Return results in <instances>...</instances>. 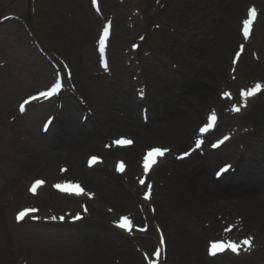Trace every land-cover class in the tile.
<instances>
[{
    "label": "bare ground",
    "instance_id": "obj_1",
    "mask_svg": "<svg viewBox=\"0 0 264 264\" xmlns=\"http://www.w3.org/2000/svg\"><path fill=\"white\" fill-rule=\"evenodd\" d=\"M249 1L252 0H226L217 8L216 14L223 18V32L220 34L222 41L213 47L209 44L212 43L210 40L203 45L204 50L212 54L210 61L215 62L213 73L204 70L200 73L197 68L191 71L190 68L195 63L191 59L193 55L189 57L190 51L179 49L177 44H173L174 40L163 38L164 42L161 44L167 46L164 47L165 51L172 50L173 44L174 50L178 52L174 55L180 68L175 74L183 80H172L170 75H164L160 69L148 66L140 77L143 82L141 87L145 86L146 91L145 100L140 101L135 95V85L130 83L125 91L118 90L116 83L120 80L115 75L110 78L100 74L96 68L95 61L98 63V56L93 38L91 43L88 41L91 28L98 25V19L93 15L89 4L87 6L85 0H40L42 5L45 3L43 10L39 9L45 32L49 33L55 47L61 49L76 70L72 83L74 91L60 100V116L54 122L52 134L47 136L41 134L42 130L38 132L37 127L43 111L47 110L49 114L53 109L56 110L57 105H44L33 113L29 121L22 123L21 119H16L14 121L17 123L11 125L10 118L15 115L6 118L3 113L12 108L18 95L10 89L5 90L6 94L0 93V115L4 116L0 122V216L6 208L26 206L33 209L34 213L37 212L32 217H38V223L32 224L34 228L31 227V231L23 233L19 232L15 223L11 225L12 229L6 225L4 227V217L1 216L3 224L1 221L0 223L4 229L0 233V264H19L21 257L24 260L29 259L30 264L47 263L49 257L52 258L48 261L49 264L56 258H59L62 264H119V258L114 259V255L121 256L122 263L146 264L136 251L147 250L156 240L151 234L150 237H147V234L141 236L139 241L130 239L126 236L129 234L113 227V221L117 218L115 213L119 209H134L131 198L139 189L135 176L138 173L143 175L136 160L140 150L147 148V143L153 140L161 141L174 151L178 147H184L193 139V127L203 118V106L206 109H224L228 106V100L220 98L216 87L228 82L226 68L230 67L231 57L228 61L226 56L231 45L236 43L234 52L241 40L239 26L235 29L236 13L242 4ZM67 4L72 5L79 14V24L74 23V30H79L78 39L73 37L72 31H66L59 24L56 25V21L60 20L56 9ZM186 7L170 9L165 15L173 16L184 25L186 20L182 17L187 13L197 12L193 5L188 4ZM45 19L51 20V24L55 25H46ZM0 48L3 49L1 46ZM244 61L249 78L264 71V65L257 67L247 54H244ZM51 77L50 69L44 66L41 73L33 74L29 81L25 79L28 81L25 87L42 88L48 84ZM204 78L209 80L207 84L204 83ZM140 106L147 108V123L140 118ZM180 108H184L185 112ZM87 109L92 111L93 119L83 128L77 122V116ZM229 116L230 114H227V117ZM118 133L133 135L136 139L135 146L122 154L116 150L104 149V143ZM91 152L100 153L106 160L117 157L125 159L128 176H121L108 164L102 163L92 170L83 167V156ZM255 153L256 161H247L245 164L243 157L236 156L233 159L234 175L227 181L212 179L208 172L209 166L223 157L200 150L194 155L198 158L194 162L196 168L192 173L187 171L189 160H171L162 164L160 175L165 178L167 203L157 211V227L166 238L165 264H228L223 260L224 256L216 257L221 259L217 262L215 258L210 259L206 253L208 243L204 248V240L201 237L189 238L172 225L167 214L168 210L175 208L186 210L199 221L206 220L204 224L209 229L206 235L220 232V235L224 234L226 238L238 243H241V239L251 238V245L256 251L264 249V200L258 201L264 193V152L257 150ZM11 162L17 167L18 171L15 173L4 168ZM160 163L161 160L157 166ZM63 167L68 171L59 174ZM166 172H170L168 177ZM71 174L83 180L87 190L93 192V199L80 202L74 200L79 197L72 198L54 191V181L67 178ZM29 178L45 179L35 197L24 193V181ZM5 179L9 181L5 182ZM11 197H14L12 206ZM83 205L88 212H84ZM49 208L55 213L48 211ZM81 210L80 214L85 213L87 219L83 225L73 224L69 221L70 217H65ZM61 218L66 219L64 224H61ZM223 221H229L233 225L229 235L221 231ZM46 235L51 238L50 243H40L39 238H45ZM59 237L63 238L58 239Z\"/></svg>",
    "mask_w": 264,
    "mask_h": 264
},
{
    "label": "rangeland",
    "instance_id": "obj_2",
    "mask_svg": "<svg viewBox=\"0 0 264 264\" xmlns=\"http://www.w3.org/2000/svg\"><path fill=\"white\" fill-rule=\"evenodd\" d=\"M225 1L226 0H126L121 4L119 3L121 0H101L103 15L105 18H114V33L110 43L109 58L112 76L115 75L120 80L116 83L117 89L125 91L130 83L133 84V86L135 85V88L138 87V78L142 73L144 74V71L148 66H151L154 69H160L164 75H170L172 80L176 78V80L182 81L183 78L175 74L178 72L180 64L175 58L174 54L178 52L174 50L173 44H177V48L179 49L189 50V57L193 55L191 59L195 64L190 68L191 71H194L197 68V72L200 73L202 70L213 73L216 68L215 62L210 61L212 54L210 55V53L205 51L203 45L207 44L210 40L212 43L209 44L213 47L222 41L221 35L223 28H221V23L223 18L220 14H216V10ZM85 3H87L88 6L89 0H85ZM188 4L193 5V8H195L197 12L191 14L187 13L186 16L182 17L186 20V24L184 25L180 24L178 22L179 20L175 19L173 16L172 18L165 15V13L170 11V9H183ZM115 5L116 8L114 9ZM44 6L45 3L42 5L40 0H0V46L3 48L2 50L0 48V93L6 94L7 91L5 90L10 89L15 92V95H18V98L15 99V103L12 108H9L10 110H8L7 113H3L6 118L12 115V111L13 113H16V105L23 97L37 90V88L29 89L25 86L28 84V79L31 78L33 74L41 73L44 66L51 71V82L53 81L56 73V69L54 68L55 62L63 68L64 74L65 68L69 67L68 65H70L72 71L74 70L73 72L75 74L76 70L74 65L69 63V61V64L65 62L64 66L61 64L60 61L64 62L65 59H69L63 55L61 49H57V46L55 47L49 33H46L43 28L42 14L40 13V10H43ZM250 6L257 8L259 19L255 27L253 38L248 43L247 57L255 60L253 62L256 63L258 67L264 65V0H252L245 2L240 6L236 13L235 29L238 28L242 20L240 19L241 16L242 18L244 17L246 8ZM56 10L58 12L57 16L60 17V20L56 21V25L59 24V26L63 29L65 28L66 31H72L73 37L78 39L77 31L79 30H74V23L79 24V14L77 13V10L72 8V5L69 4L62 6V8H57ZM179 16L181 17L182 13H180ZM45 23L46 25H55V23L51 24V20L47 19H45ZM99 27L100 24L91 28L90 40L88 41L89 43H91V39L95 37ZM141 37H145L144 43L141 44L140 50L135 53V51L132 50L131 45L140 43L139 39ZM165 37L170 40H174L172 50L170 51H165L164 47L167 46L161 44L164 42L163 38ZM191 47H193L192 50ZM235 47L236 43L234 42L228 50L226 60L229 61ZM24 51L26 54H24ZM254 53L258 56V62L254 57ZM40 57L44 58V60ZM245 61L243 60L240 62L236 71V81L229 79V82H232L233 86L228 83H225L222 86L219 84L216 87L218 94L222 93L223 89L234 90L237 88L239 90L234 92V95L237 96L239 91L252 85L254 83V79H264V71L260 72V74L256 77L253 76L249 78L247 74L248 68L244 64ZM95 66L98 70H100L96 61ZM227 70L229 71L228 66L226 68V72H228ZM14 72L16 73L13 74ZM234 77L236 76L234 75ZM70 80L71 78L69 79L66 77V85L68 84V87L71 86ZM203 81H205L204 83L206 84L209 82L207 78H204ZM14 82L16 83L15 85ZM23 88L25 89L22 90V92L20 91V93L19 90ZM138 89H135V91L139 93ZM69 91L70 90L68 89L64 92L60 99L63 100L68 97ZM54 102L49 103L50 106H52ZM233 103L234 102H232L229 107L231 110ZM182 105L183 104H181V106ZM38 108H36V112L39 111ZM140 108L142 109V107ZM204 108L206 109V107L203 106L202 112L205 111ZM183 109L180 108L181 111L185 112ZM47 112V110L43 111V119H41L37 127L38 132L41 131L42 123L45 117H48L46 116ZM224 113H226V110H224ZM32 114L33 112L31 111L29 115L23 118L22 123L29 121ZM223 115L224 114L222 113V119ZM4 116L0 115V122ZM90 116L91 113L89 111L80 112L77 116V122L81 123L83 119L89 118ZM140 118L142 117L140 116ZM225 120L228 124L226 126H221L217 135L211 139L209 138V143L203 147V150L207 153H211V141L218 139L226 133L232 136L231 141L224 146V148L218 152L211 153L213 155L223 157L220 161L214 163V165L209 166L208 172L212 179L214 178L215 171L218 170L221 165L226 163L233 164V159L236 156L238 158L243 157L245 160L243 164H245L247 161H256L254 158L256 157L255 151L260 150L261 152H264V94L249 101L241 114H236L232 110L231 118L229 120L225 118ZM88 123L89 120L86 124ZM221 123L223 124L222 121L220 122V125ZM250 123H252L254 128L250 125ZM194 128L195 126L193 129ZM119 134L121 133L113 135L110 138L118 136ZM164 144L165 143H161V141L159 142L153 140L152 142L147 143L146 147L150 145ZM187 149L188 145H185L184 147H178L177 151H181L179 153H183ZM119 153H125V151H120ZM141 153L142 149L139 154ZM27 156H29V154ZM197 158L198 157H194L192 161L187 163L189 165L187 167V171L189 173L195 171L196 166L194 162ZM115 159L108 161V165H110L112 169L114 167ZM84 162H86V154L82 158V165H84ZM4 168H6L7 171H12V173L18 171L15 163L13 162L9 163V165ZM160 168L161 165L158 166L149 177L150 182L154 185V195L152 200L148 202L142 199L141 195L144 190V188H142L139 193L134 192V198H131L134 209L127 208L126 210H118L120 213H127V211H131L135 214L138 211L139 215L137 216L141 220V224L139 225L149 226V232L156 240V223L159 221L157 211L160 207H163L167 203L166 192L164 190L165 178L160 175ZM168 174L170 175V172H166L167 177L169 176ZM229 178L230 175L224 178L223 181H227ZM8 179H5V182H8ZM29 179L24 181V189L26 184L29 182ZM259 199V202L264 200V193L262 194V198L260 200ZM14 208L15 207L13 206L11 211L10 209H7V211L2 215L4 216V227L6 225L9 229L13 228L11 225H13L14 222V213L17 211L14 210ZM167 215H169L168 218L172 225L182 233L186 234L189 238L197 239L198 237H201L204 240V248H206L207 241L214 240L218 237V232L206 235L209 231L208 227L204 224L206 220L199 221L186 210L175 208L172 211L168 210ZM86 222L87 221L82 222L81 225ZM31 227H33L31 224L26 223L24 226L18 227V229L19 232L27 233L31 231ZM3 229L4 228L0 225V233ZM43 229L48 230V228ZM136 235L138 236L139 234ZM35 238L34 240H36ZM62 238L63 237H59L58 239ZM138 238L139 237L134 239ZM49 240H51V238L47 235L45 238L44 236L39 238V242L43 244H47L45 242ZM157 247V244L154 243L149 249L144 250V256L151 258L152 252L154 249H157ZM18 256L19 255H17V257ZM49 258V260L52 259L51 257ZM121 258V256L114 255V259H117V261H121ZM219 259L220 258H217L215 261H220L221 259ZM223 260L227 261L228 264H264V249L259 251H256L255 248L248 249L246 252L241 253L238 256L227 255ZM48 261H46L47 264H49ZM62 263L63 262L59 258H56L51 264Z\"/></svg>",
    "mask_w": 264,
    "mask_h": 264
},
{
    "label": "snow or ice",
    "instance_id": "obj_3",
    "mask_svg": "<svg viewBox=\"0 0 264 264\" xmlns=\"http://www.w3.org/2000/svg\"><path fill=\"white\" fill-rule=\"evenodd\" d=\"M96 3H97V0H92V4L94 6L96 5ZM256 15H257V13H256L255 8L250 9L248 12V19L244 20V22H243V24H244L243 35H244L245 39H247L249 36L250 25L252 24L253 19L256 17ZM108 34H109V29H108V27H105L103 29V35L100 38L101 57H103L105 40L107 39ZM238 55H239V53L237 54V56ZM104 66H105V68H107L106 64H104ZM60 88H61V84H60V82L57 81L54 83V85L51 87V89L49 91L43 92V93H41V95H43L45 97L52 96V95L56 94ZM262 88H264V85L257 83L252 89H249L248 91H242L241 95H242V97L247 98V97L253 96L256 93H258L259 91L262 90ZM228 95L229 94L225 93V96H228ZM21 110H23V106H21ZM233 111H239V108H233ZM215 120H216V115H215V113H213L209 117L208 124L204 128H201L200 131L202 133L208 131V129L213 126V123L215 122ZM116 143H118V144H131L132 141L123 140V141H117ZM201 143H202V141L197 140L196 141L197 147H199ZM166 151H168V150L167 149L162 150L160 148H154V149L150 150L144 158V165L143 166H144L145 171H148L149 168L156 162L155 158L157 156H163L164 152H166ZM185 155H187V153ZM93 160H95V158H93ZM226 170L227 169H225V171ZM43 183H44V181H42V180L35 181V183L33 184L32 188L30 190L35 194L37 188L42 186ZM141 183L143 184V181H141ZM55 187L60 191H69L70 190L73 194L78 195V196L81 194L88 195V193H85L84 190L79 185H69L68 188H65L64 186L57 184V185H55ZM145 198L147 199L148 196L146 195ZM29 211H34V210H27L25 212H21L19 214L18 218L23 219V217L26 216ZM77 219H79V216H77ZM116 226L123 229V230L129 231V232H131V230H132V222L129 219V217H127V216L121 217L120 221L117 223ZM161 243H163V238L161 239ZM242 245H247L248 247H251V238L243 241ZM242 245H238L235 242H230L228 244L212 243L210 246V249H209V253L211 255L215 256L217 253L223 252L226 249H230L232 252L238 253V251ZM245 250H247V248H245ZM156 255L159 256V251H157Z\"/></svg>",
    "mask_w": 264,
    "mask_h": 264
}]
</instances>
